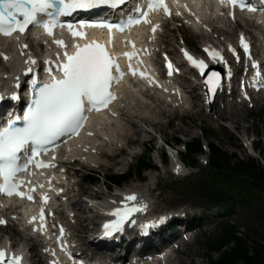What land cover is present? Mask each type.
Listing matches in <instances>:
<instances>
[{"label": "snow or ice", "instance_id": "6c2138e0", "mask_svg": "<svg viewBox=\"0 0 264 264\" xmlns=\"http://www.w3.org/2000/svg\"><path fill=\"white\" fill-rule=\"evenodd\" d=\"M238 2L241 9L248 7L251 11L256 10L245 4L244 0H231L234 7ZM125 3L126 0H0V34L5 36H12L14 33L23 34L28 32L31 26L41 27L48 35L54 36L56 28L66 26L73 37H86L87 34L83 29L87 27H106L111 30L116 26L111 24L90 25L85 21H80L78 25L72 23L65 25L61 18L71 16L78 10L91 9L101 5L117 7ZM160 8L171 14L165 0H149L146 6L147 10H138L139 17L132 19L130 23H151L148 20V13ZM155 30L154 27L152 31L155 32ZM54 43L64 51L56 53L58 59L49 58L45 62V71L49 76L48 82L41 83L39 80L33 79L31 82L33 95L27 112L22 117L16 116L14 120L7 123V126L0 128V177H3L4 180V183L0 184V192L9 196L18 194L24 197L27 195L29 200L34 199L31 194L19 191L23 181L16 182L17 173L26 170L27 165L33 162L38 167L53 166L36 158L47 152L49 146L55 145V142L62 137L78 135L80 129L88 121V113L107 108L117 98L112 89L119 85L125 75L118 58L111 54L103 43L96 40H91L83 45L75 43L74 50L71 52L67 50L68 45L63 39H56ZM241 45L244 51L250 54V45L243 35H241ZM28 47L29 45L26 43L22 45L24 49ZM231 50L239 59L236 49L231 48ZM205 51L213 60L219 59L226 63L219 51L209 49H205ZM124 55L131 60L136 53L126 52ZM185 55L195 67L200 69L202 75L206 74L208 65L204 60L194 58L187 50H185ZM0 57H3L5 61L10 59L3 52H0ZM29 60L31 64H36L33 57L29 56ZM168 67L169 74H171L173 65L170 61ZM254 67L258 69V63H254ZM129 69L133 75L136 74V70L132 69L131 64H129ZM27 71L31 73L33 69L29 67ZM140 75L143 76L145 73L140 72ZM256 75L264 79V73L257 71ZM221 79V74L215 71H211V74L208 75L206 83L212 92L216 91ZM13 98L18 99L19 97L13 94ZM4 99V94L0 93V101ZM18 121H22L20 126L17 125ZM22 152L29 153L23 167L18 163ZM177 170L179 171V169ZM40 187L43 186L40 185ZM43 199L47 202L50 198L44 194ZM136 200L135 194L126 197V201ZM146 209L147 205L114 209L110 215L115 219L104 225L105 234L111 236L114 233L122 232L124 224L130 220L132 213ZM44 217L45 213L42 208L41 221L44 220ZM32 219L35 220L36 217ZM165 219L162 218L159 223H164ZM6 223V220L0 219V224ZM151 226H156V222H153ZM61 233H63L62 228ZM45 250L47 251V249ZM53 255H55L54 252ZM22 261V256L13 253L9 257L6 255L5 249H0V264H22ZM52 264H56V261H53Z\"/></svg>", "mask_w": 264, "mask_h": 264}, {"label": "rangeland", "instance_id": "374dc122", "mask_svg": "<svg viewBox=\"0 0 264 264\" xmlns=\"http://www.w3.org/2000/svg\"><path fill=\"white\" fill-rule=\"evenodd\" d=\"M202 117L196 113H193L190 115L187 121L184 122V125L178 129H172L168 130L166 128L158 129L162 133H165L166 136L173 137L176 135H179L182 139L191 140L193 138H197L201 136L200 129L204 128L205 125L201 122ZM252 121L250 118H248L245 114L237 115L231 118V123L227 125V127L224 128V130L220 129L217 131L218 137H219V145L224 150L228 151L229 153H233L237 156V158L241 160H248L249 156H247V153L242 148V145L240 142L237 141V137L234 136L233 130L237 128L239 131H241L243 134H246L248 136L255 135L252 130L254 129L252 127ZM140 129H142L141 137L139 138V141L137 142V150L141 151L144 146L146 145L145 140L147 141V135H144V126L139 125ZM262 136L264 137V132L262 133ZM154 155V154H152ZM124 168H119V171H124ZM261 198L263 200L264 204V194H261ZM257 209L253 207V210L246 211L245 207H237L235 208V216L231 218L232 221H235L236 223L239 222V227L241 231H245V228H248L251 230V232L259 233L260 227V220L258 219ZM252 236L255 237V234H252ZM261 237V235L259 236ZM205 253L201 254L197 259L193 260H187L186 264H207L205 259Z\"/></svg>", "mask_w": 264, "mask_h": 264}, {"label": "trees", "instance_id": "16d2710c", "mask_svg": "<svg viewBox=\"0 0 264 264\" xmlns=\"http://www.w3.org/2000/svg\"><path fill=\"white\" fill-rule=\"evenodd\" d=\"M256 130H264V119L259 120L256 124ZM198 149V146H197ZM215 156L220 160L221 165L226 169L238 173L241 178L250 179L251 172L248 165L239 163L231 164V157L228 154L214 148ZM249 236L239 233L234 227H226L221 232L214 244L210 245L208 256L211 264H263L264 246L261 244L254 245V255H251ZM213 254L218 258L214 259Z\"/></svg>", "mask_w": 264, "mask_h": 264}, {"label": "bare ground", "instance_id": "6f19581e", "mask_svg": "<svg viewBox=\"0 0 264 264\" xmlns=\"http://www.w3.org/2000/svg\"><path fill=\"white\" fill-rule=\"evenodd\" d=\"M178 264H182V262L180 261V262H178Z\"/></svg>", "mask_w": 264, "mask_h": 264}]
</instances>
